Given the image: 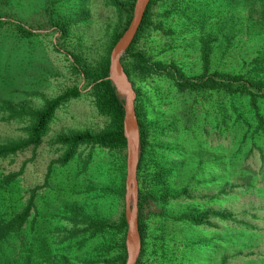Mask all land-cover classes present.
Segmentation results:
<instances>
[{"label":"rangeland","instance_id":"rangeland-1","mask_svg":"<svg viewBox=\"0 0 264 264\" xmlns=\"http://www.w3.org/2000/svg\"><path fill=\"white\" fill-rule=\"evenodd\" d=\"M263 10L264 0H228L214 10L223 19L201 33L215 46L213 70L233 71L258 49L254 46L260 36L251 27L258 21L252 23V17L257 20ZM51 16L69 22L68 38L51 26ZM0 17L21 22L36 34L23 38L9 25L0 30V145L27 139L29 121L11 118L3 109L6 103L17 111L39 110L71 87L83 92L56 112L38 148L0 159L6 216L30 208L21 235L8 244L10 257L20 264L59 263L61 252L50 244L63 238L60 231L67 224L72 228L71 214L77 205L110 222L125 211L124 199L117 205L112 199L102 205L94 201L98 191L113 195L116 190L122 153L83 146L78 158L62 166L65 149L55 142L61 134L100 131L108 124L89 96L90 84L73 69L72 55L83 66L99 64L124 23L110 0H0ZM189 21L179 2L165 0L153 6L150 29L136 50L155 62H175L188 77L201 75V39ZM135 82L149 132L141 172V183L151 192L142 210L147 228L142 264H264V135L245 142L230 129L217 127L218 119L202 121L198 115L206 107L210 113L217 110L216 96L178 92L171 80L159 76L138 77ZM92 151L94 162L86 173L84 160ZM11 175H16L15 181L1 185ZM66 212L70 215L63 219ZM206 212L230 218L209 215L200 226L186 219ZM98 243L88 255L98 251ZM88 255L76 254L72 261L99 264Z\"/></svg>","mask_w":264,"mask_h":264},{"label":"trees","instance_id":"trees-1","mask_svg":"<svg viewBox=\"0 0 264 264\" xmlns=\"http://www.w3.org/2000/svg\"><path fill=\"white\" fill-rule=\"evenodd\" d=\"M111 3L117 7V11L123 19V26L113 36L111 46L107 54L102 58L97 65H84L81 60L72 55L75 59L73 62V69L82 74L84 79L90 84L91 89L89 96L92 97L98 112L108 119V124L100 131L85 130L79 132H70L68 134L59 135L55 142L65 149L61 165L67 166L73 160L78 158L81 147H90L93 150H99L101 153L116 152L122 153V159L117 168L116 190L113 195L103 190L98 191L95 195L94 201L102 205L110 199L117 205L118 202L123 201L125 194V177H126V147L127 141L124 135V103L119 98L115 87L111 81L107 79L110 64V54L121 38L125 30L128 28L133 16V10L136 0H128L126 3L120 0H110ZM165 0H151L148 9L145 13L140 29L126 55L123 58V64L130 79L136 84V78L146 79L148 77L159 76L164 77L173 82L174 87L178 92L192 91L197 95H206L208 97L216 96L219 99L217 110L207 109L205 113L198 115L200 119L206 118L216 121L217 127L224 126V131L231 130L236 136H240L242 140L254 139L257 136L264 135V10L257 20L252 17V23L258 21L251 26L259 33V39L254 48L258 49L246 59L243 58L238 68H233V71H221L212 69V56L215 51V46H212L210 38L204 36V30H209L212 22L223 17L214 14V10L226 5L228 0H174L179 2L184 13L191 18V27L198 31L199 40L201 39L202 50V64L204 65V72L199 76L188 77L183 70L177 66L175 62L165 64L162 62H155L144 51L136 50V45L144 37L149 29L152 19V8L155 5L164 2ZM205 8V9H203ZM204 10V12H201ZM50 24L55 31L61 35L62 38H68L71 33V26L69 22L50 17ZM14 27V31L23 38H32L35 32L26 27L21 22L6 20L0 17V30L6 26ZM211 30V29H210ZM209 32V31H208ZM83 96L82 90L78 86L71 87L64 91L57 97L48 100L45 106L39 110L17 111L12 105L6 103L4 110H8L11 118L18 117V119H25L28 125L25 127L27 132V139L19 142L0 145V159H5L9 156L17 155L30 147L38 148L46 135L49 132L50 124L55 117L56 112L73 99H78ZM218 96V97H217ZM215 106V103L213 104ZM137 115L140 124L141 133V160L138 170V179L140 183V202H139V226L142 237V252L137 264H142V258L147 250L146 238L147 228L143 222V205L146 201L147 195L151 192H146L147 188L141 183V172L143 170L144 155L149 143V132L141 117V104L139 98L136 101ZM209 112V113H208ZM219 115V118H218ZM251 116V119L248 118ZM199 119V120H200ZM211 123V121H210ZM196 125H194V128ZM198 137V136H197ZM194 137V139H197ZM193 138H191L192 141ZM237 138H235L236 140ZM194 141V140H193ZM190 145V144H189ZM190 149V148H189ZM183 153V152H182ZM94 162L93 151L87 159L84 160V170L87 173ZM17 175V174H16ZM16 175H11L3 178L1 185H10L16 179ZM162 182L165 179L159 174ZM163 185V184H161ZM161 185H158L161 187ZM157 192V191H156ZM84 204L86 205V197ZM176 198V197H174ZM5 207V196L0 195V264H20L21 260L18 258L12 259L8 251V244L17 239L21 233L26 221L30 215V208L15 214L8 218ZM83 206L77 205L71 214V226L66 225V229L60 231L64 235L58 242L50 244L61 256L56 259L59 263L54 264H71L72 257L79 253H87L89 248L97 244L99 240L103 239V244L98 243V251H89L95 254L92 258L98 259L99 264H109L111 258L115 260L114 264H125L127 259V251L125 246V238L127 231V222L125 214L122 213L120 219L115 222H110L108 218L96 216L95 214H87L84 212ZM88 213H95L88 212ZM69 213L63 215L69 217ZM217 216L222 219L230 218L225 214H214L213 212H206L200 217L186 216V219L194 226H200L203 221L209 216ZM48 240V239H46ZM88 255V256H89ZM87 256V257H88ZM32 260V257H31ZM27 263V262H25ZM32 264V262L27 263ZM75 264V263H74Z\"/></svg>","mask_w":264,"mask_h":264},{"label":"water","instance_id":"water-1","mask_svg":"<svg viewBox=\"0 0 264 264\" xmlns=\"http://www.w3.org/2000/svg\"><path fill=\"white\" fill-rule=\"evenodd\" d=\"M151 0H136L133 16L128 28L113 47L107 79L115 87L119 98L124 103V135L126 147L125 177V219L127 231L125 246L127 259L125 264H137L142 252V237L139 226L140 183L138 170L141 160V133L137 115V91L123 64V58L131 47L143 22Z\"/></svg>","mask_w":264,"mask_h":264}]
</instances>
